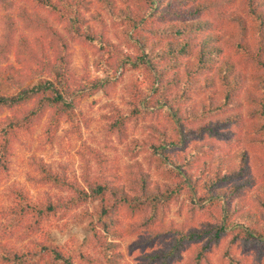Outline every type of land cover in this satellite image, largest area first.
Listing matches in <instances>:
<instances>
[{
    "label": "trees",
    "instance_id": "obj_1",
    "mask_svg": "<svg viewBox=\"0 0 264 264\" xmlns=\"http://www.w3.org/2000/svg\"><path fill=\"white\" fill-rule=\"evenodd\" d=\"M112 20V24L124 27L127 32L125 53L108 40L105 29L90 26L84 12L90 10L91 0H0L3 11L1 26L4 34L0 40V66L6 64L14 53V63L0 67V80L6 91L18 92L0 96V113L9 110L10 115L0 121V182L9 175L13 147L21 136L31 134L38 123L48 118L46 133L51 140L63 120H72L74 105L65 97L73 95L70 74L71 41L85 43L100 53L109 71L115 74L120 69L142 67L152 79L153 94L143 109L132 104V109L121 114L114 107L110 130L119 136L125 135L126 123L132 119L151 116L165 119L168 127L152 126L154 134L141 144L152 152L157 160L159 172L165 178L164 184H157L151 190V180L139 172L128 180L132 197L116 198V189L100 181V176H83V184L71 181L61 175L42 159L33 161L42 184H51L68 195L63 198L47 196L41 202H33L24 190L16 189L13 207L3 213L0 233V264H74L71 256L47 241L32 240L26 246H17L10 240L23 239L40 234L44 224L60 212H69L89 201H101L96 224H92L93 242L98 245V256L81 255L82 264H121L116 246L108 242L116 235L117 222L113 218L119 213V206L127 207L138 216L131 224L129 233H143L139 241L149 247L157 239H168L164 249H154L141 256L147 264H175L183 253L192 249L193 264H210L214 253L224 237L232 234L233 245L252 243L264 244V221L258 219L264 212V201L258 198L260 207L255 211L243 209L240 195L250 190L253 181L249 179L250 169L245 153L240 152L232 161L233 166L217 173L218 179L207 184L210 177L206 162L201 158L203 145H196L188 151L190 139L208 133L213 140H224L231 145L239 127V117L214 118L226 111L238 109L236 85L240 82L237 64L221 46L222 38L214 31V22L206 19L212 15L218 21L225 18L227 0H97ZM118 1V2H117ZM122 3V6H118ZM49 7L64 24L60 32L49 20L35 11L36 5ZM243 13L230 20L236 31L224 42L226 48L234 49L242 59L256 71L255 86L247 92L246 116L256 129L257 139H249L264 147V0H243ZM21 25L29 34H18ZM135 54V55H134ZM219 57V58H217ZM184 59H188L185 64ZM191 59V61L189 60ZM220 60L218 66L216 61ZM102 63V62H99ZM183 69L184 73H181ZM214 71L213 85L219 81L222 91L219 96L210 97L200 108H189L185 101L196 85L195 76ZM37 80L33 86H26ZM75 81V80H74ZM84 92L85 86L79 83ZM102 80L93 82L89 94L102 91ZM131 93L132 91L127 88ZM213 119L203 126L194 124L205 118ZM192 124L194 127H189ZM163 128V129H162ZM172 129V133H169ZM159 134V137H155ZM202 140V139H201ZM205 145V144H204ZM209 145V144H207ZM212 148L213 146L210 145ZM214 148V147H213ZM229 163V161H227ZM200 182H204L200 186ZM207 187V188H206ZM264 191V187H261ZM183 194L187 197L181 201ZM187 200L191 212L209 211L211 220L203 228H169L159 226L168 214L172 203L180 204V211ZM257 211V213H255ZM5 214V215H3ZM264 220V219H263ZM159 226L157 230L154 228ZM230 231L228 232V230ZM8 240V241H5ZM231 247V246H230ZM227 248V255L229 251ZM100 254V255H99ZM100 256V257H99ZM259 257V262H260Z\"/></svg>",
    "mask_w": 264,
    "mask_h": 264
},
{
    "label": "rangeland",
    "instance_id": "obj_2",
    "mask_svg": "<svg viewBox=\"0 0 264 264\" xmlns=\"http://www.w3.org/2000/svg\"><path fill=\"white\" fill-rule=\"evenodd\" d=\"M227 1L229 3L224 7V20L218 21L212 15L205 18L214 22V31L222 38L221 46L241 70L240 82L237 83L235 91L240 106L234 111H226L214 116V118L239 117V127L235 131L231 145H225L224 140H213L214 137L208 135V133H203L199 135V139H190V146L187 150L190 151L196 145H203L201 158L206 162V167L201 168H207L206 172L210 175L207 179L209 185L213 184L212 178L214 181L218 179L217 173L223 168H226L227 165L229 167L233 166L232 161H234L235 156H238L237 154L240 152L245 153L249 172L251 173L248 178L253 181V185L250 190H246L240 195V199L243 205L242 212L244 210L253 212L257 207H260L257 199L261 198L259 200L264 201V191L261 190V187H264V147L258 143L254 145L249 141L252 138L257 139L258 135L251 124V120L246 116V98L247 92L255 86L258 74L253 67L243 64L241 57L234 49L226 48L224 44L229 36L236 31V26L230 19L243 13V0ZM118 6H122V3H119ZM34 10L45 16L60 32H64V24L58 20L56 13H53L49 7L45 8L40 4L39 6L36 5ZM2 14L3 11L0 9V20ZM84 14L89 19L90 26L99 31L105 29L108 40L120 47L125 53H133V50L127 49V32L125 28L113 25L106 10L97 0H91L90 10L85 11ZM17 29L18 34H29L21 25H18ZM3 34L4 31L0 21V40L3 38ZM98 57H100V53H94V50L85 43L71 41L69 76L73 78L71 89L74 94L65 98L68 103L74 105L73 119L61 122L58 131L53 136L54 140H51L46 133L48 118L45 117L44 120L33 127L30 135H23L15 142L9 175L0 182V221L4 220L1 217V212L5 213L8 208L13 207L16 189L24 190L33 202H41L47 196L56 199L59 197L65 198L68 195L65 191L59 190L51 184L32 181L33 178H39V174L33 165L35 160L42 159L59 174H64L71 181L77 180L80 184H83V176L87 174L93 178L99 175L101 182L109 183L112 188L116 189V198L133 196L131 184L128 183V180L136 177L139 172L149 176L151 190L157 184L161 185L166 182L159 172L157 159L155 157L151 159L152 152L148 151L147 148L142 149L140 147L154 134L152 126L168 127L163 117L157 120L151 116L140 117L136 120L132 119L126 123L124 136H119L109 128L112 120L110 118L114 114V107L121 114L130 112L133 103H140L137 93L141 95L142 101L144 100L143 103H140V107L142 109L146 107L143 104H146L153 94L152 79L142 67L134 69L127 67L126 70L122 71L120 69L115 74L113 71H109L106 62L104 60L100 61ZM189 60L191 61V59ZM14 61L13 53L10 55L8 62L0 67H5L9 63H14ZM184 62L187 64L188 59H184ZM219 63L220 60H217L216 66ZM181 73H184L183 69ZM215 75L216 73L214 74V71H212L209 74L194 77L197 84L194 85V89L189 90L190 98L185 101L186 106L197 109L202 106V103L208 102L210 97L219 96L222 88L218 80L213 85L212 79ZM97 80H102L104 88L102 91L90 95L89 92L93 87V82ZM36 81L33 80L26 86H33ZM79 83L86 87L84 92L80 89ZM129 87L136 92L131 93L127 89ZM17 92L16 89L7 92L6 87L3 86L0 80V96H13ZM8 115H10L9 110L0 113V121ZM212 119V117L205 118L194 124V126H203ZM189 125V127H194L192 124ZM169 133H172V129H169ZM159 136V134L155 135L156 138ZM210 145L214 148H211ZM223 162H226L227 165ZM203 184L204 182H200V186H205ZM186 197L187 194H183L181 201ZM188 203H190V200L186 201L182 211H180L181 202L180 204L172 203L168 214L165 215L164 221L159 226L166 228L174 226L188 230L192 227L203 228L204 224L211 221L206 216L207 212L209 213L207 210L203 212L195 209L196 212L190 214L191 210L187 205ZM100 207L101 201H89L69 212H60L57 216L52 217L49 222L44 224V231L40 234L27 236L23 239L13 238L8 240L17 246H26L32 240H48L50 244H54L71 256L74 264H82V254L98 256V245L93 242L91 229L92 224L100 227L96 221ZM118 209L119 213H116L113 217L117 222L115 224L116 235L110 237L108 242L115 244L116 251L121 256V264H147L141 256L154 249L161 247L164 249L170 242L169 238L172 237L168 236V239L164 238L162 240L157 239L152 247L142 245L139 240L144 237L143 233H129L131 224L137 221L138 216L130 212L127 207L119 206ZM261 210L264 212V208L261 207ZM257 215L258 219L263 222L264 214L260 215V209ZM159 226L154 228L158 230ZM2 235L0 233V242H4L1 238ZM232 238V234H228L219 245H216L214 253L210 254V264H264L263 243L257 245L253 241L244 246L240 242L233 245L231 243ZM227 248H230L228 249L229 255H227ZM192 255H194L192 249L185 251L181 260L175 264H193ZM259 257L261 258L260 262L258 261Z\"/></svg>",
    "mask_w": 264,
    "mask_h": 264
}]
</instances>
